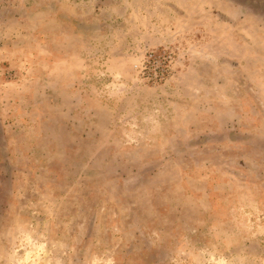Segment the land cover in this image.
I'll use <instances>...</instances> for the list:
<instances>
[{"label":"rangeland","instance_id":"1","mask_svg":"<svg viewBox=\"0 0 264 264\" xmlns=\"http://www.w3.org/2000/svg\"><path fill=\"white\" fill-rule=\"evenodd\" d=\"M0 264H264V0H0Z\"/></svg>","mask_w":264,"mask_h":264}]
</instances>
